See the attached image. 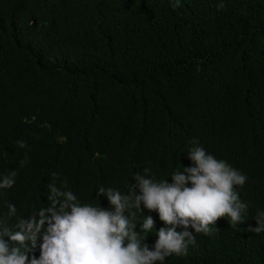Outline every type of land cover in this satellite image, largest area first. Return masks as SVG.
Here are the masks:
<instances>
[{
    "label": "trees",
    "instance_id": "16d2710c",
    "mask_svg": "<svg viewBox=\"0 0 264 264\" xmlns=\"http://www.w3.org/2000/svg\"><path fill=\"white\" fill-rule=\"evenodd\" d=\"M193 140L247 175L246 222L220 218L166 264H264V232L248 231L264 211V0H0L5 221L8 203L17 217L50 206L54 180L104 208L99 187L124 192L145 169L172 183Z\"/></svg>",
    "mask_w": 264,
    "mask_h": 264
},
{
    "label": "clouds",
    "instance_id": "9594fccd",
    "mask_svg": "<svg viewBox=\"0 0 264 264\" xmlns=\"http://www.w3.org/2000/svg\"><path fill=\"white\" fill-rule=\"evenodd\" d=\"M169 3L173 9L181 6V0ZM187 155L192 166L173 173L172 183L157 181L145 169L124 192L99 187L96 200L106 197L111 208L81 204L66 182L58 186L55 180L48 185V207L17 217L16 205L8 203V220L0 216V264H166L173 255L188 256L196 234H210V225L220 218H227L230 227L244 224L248 204L239 188L247 175L208 153L198 140ZM16 176V171L0 175V193L14 187ZM145 209L158 213L164 227L157 231ZM138 215L144 217L141 222ZM13 219L15 229L4 226ZM255 221L258 226L248 231L264 232V211ZM153 231L157 239L150 249L142 239Z\"/></svg>",
    "mask_w": 264,
    "mask_h": 264
}]
</instances>
